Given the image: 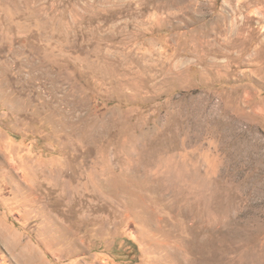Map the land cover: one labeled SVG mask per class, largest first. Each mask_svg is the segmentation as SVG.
Wrapping results in <instances>:
<instances>
[{"label": "rangeland", "instance_id": "1", "mask_svg": "<svg viewBox=\"0 0 264 264\" xmlns=\"http://www.w3.org/2000/svg\"><path fill=\"white\" fill-rule=\"evenodd\" d=\"M0 264H264V0H0Z\"/></svg>", "mask_w": 264, "mask_h": 264}]
</instances>
